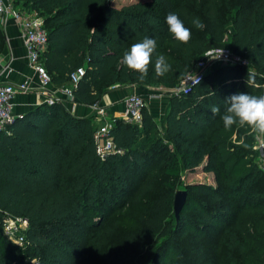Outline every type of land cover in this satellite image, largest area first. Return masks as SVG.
<instances>
[{"label":"trees","instance_id":"trees-1","mask_svg":"<svg viewBox=\"0 0 264 264\" xmlns=\"http://www.w3.org/2000/svg\"><path fill=\"white\" fill-rule=\"evenodd\" d=\"M11 2L42 17L47 43L41 62L51 83L66 84L69 72L84 67L71 92L80 104H94L114 84L148 86L162 80L177 85L208 48L227 47L246 59L247 66L217 65L189 93L170 95L162 127L146 108L139 123L116 119L108 136L118 152L102 156L96 153L92 116L75 117L55 103L39 104L16 117L0 131V264H74L71 259L79 253L81 237L88 239L92 250L101 247L113 230L96 219L103 220L121 206L133 181L153 174L155 165L172 180L136 215L124 238L127 252L113 256L111 264H156L160 258L165 264L201 263L202 234L213 227H222L217 240L227 253L223 264H240L233 253L243 255L244 264H249L244 255L250 243L264 242V214L251 215L260 208L253 190L264 189V171L253 148L254 133L236 125L226 129L221 116L226 101L244 93L245 80L262 82L246 69L264 72V0H248L234 9L227 46L223 43L228 20L220 0ZM170 12L191 30L187 44L169 34L165 18ZM194 20L204 28H196ZM145 37L155 39L157 48L147 77L140 79L121 61L124 52ZM3 38L0 27V50ZM167 46L177 56L167 54L170 69L157 77L155 60L166 55ZM213 107L220 111L213 113ZM198 165L202 172L214 174L215 185H182L185 199L175 219V183L182 171L192 172ZM143 181L148 185L147 179ZM226 209L235 210L231 215ZM6 215L27 220L24 244L5 235ZM244 224H249L250 233L241 229ZM251 263L258 264L254 259ZM89 264L96 263L89 259Z\"/></svg>","mask_w":264,"mask_h":264},{"label":"built area","instance_id":"built-area-1","mask_svg":"<svg viewBox=\"0 0 264 264\" xmlns=\"http://www.w3.org/2000/svg\"><path fill=\"white\" fill-rule=\"evenodd\" d=\"M9 17L15 19L20 26L26 64L31 69L33 76L36 77L38 87L34 88L31 85L29 77H25L18 85L9 82L0 84V131H6V128L18 117L13 113V97L17 92H27L37 89L41 96V104L45 105L73 103L72 89L84 74L83 66L76 67L68 73L66 84H63L58 89L47 90L51 81L49 74L41 62V55L47 43L42 17L35 11L14 8L11 0H0V25H4V22ZM211 64L218 66H247V60L234 54L227 47H215L205 50L202 57L195 63L193 71L186 73L179 80L170 95L189 93L207 73L208 67ZM146 97L150 99L156 96L150 94ZM122 103L124 109L118 117L110 119L100 126H96L93 130V141L96 153L99 156H102L106 152H118V150L114 149L111 138L108 136V131L116 119L129 123H139L141 121L142 109L146 107L145 98L142 95L129 94L123 98ZM97 113H100V110H97ZM254 138L253 148L257 153L258 165L264 171V138L258 139L256 133H254ZM3 220L5 235L18 244H24V232L27 228V220L7 215Z\"/></svg>","mask_w":264,"mask_h":264},{"label":"rangeland","instance_id":"rangeland-1","mask_svg":"<svg viewBox=\"0 0 264 264\" xmlns=\"http://www.w3.org/2000/svg\"><path fill=\"white\" fill-rule=\"evenodd\" d=\"M220 2H224V7H222L220 10L221 12H224L225 17L228 20V24L226 26L227 34L225 35V40L223 43V46H227L229 42V32L231 27L230 18L232 17V12H234V9L236 7H241L242 5L246 4L248 0H225V1L220 0ZM14 8H19V7H14ZM165 53L166 55L164 56L168 64L171 66L170 58L177 56V52L174 49H172L171 46H167ZM167 54H170L171 57ZM201 57L202 55L198 58V60ZM193 69L194 66L190 68L188 72L193 71ZM246 70L256 75L258 78L262 80V82L261 84H254L252 83V81L250 82V80H245L243 85L244 87L243 88L241 87L242 88L241 91H243L244 93L246 91L256 92V96L264 95V72L255 73V71H252L250 68ZM175 85L176 84L174 83L169 84L161 80L153 85L140 86L142 87L141 89L144 91L143 93L146 96L150 94L156 96L153 99L150 98V100L147 97L144 98L146 103V107H145L146 110L157 121L159 127H162V120L167 108V100ZM119 86H124V85H117V84L111 85L108 88H106V92L114 88H117ZM95 119H97L93 122V125L95 127L100 126L102 123L108 122V120L103 118V116H101L99 113H97ZM155 166L156 167L153 174L148 176H142L140 178L137 177L133 181L134 183L131 191L129 192L127 197H123L121 199L122 200L121 203L124 202L123 204H121V206L111 209L103 220H101L100 218L96 219V222H100L101 224L105 223L111 226L113 232L112 235L108 237L107 241L104 244H102L101 247L92 250L90 244L88 243V239L81 237L77 243L78 244L77 251H79V253L74 258L71 259L72 263L89 264V259H91V262H93L94 260L96 264H111L112 261L111 259L113 258V256L122 255L127 252L126 251L127 246L125 245L124 238L126 235H129L130 228L136 222V215L143 209V206L148 202L149 199H151L158 192H162L163 190H165L166 181L172 180L167 176H164V174H162L159 166L157 165ZM146 179L148 180V185H146L147 183H143L144 182L143 180ZM195 182L206 183L214 186L215 185L214 174L210 172H202L201 165L195 167L194 171L192 172H188L187 170H184L181 172L177 180V184L175 183V191L179 190L182 187V185L186 183H195ZM141 186L143 187L141 188ZM253 193L257 194V196L260 198V200H258L260 208H255L251 212V215L254 216V215L264 214V189L262 187H258L253 190ZM241 202L242 200H239L237 203L241 204ZM234 210L235 209H226V212L232 215L233 214L232 212H234ZM239 216L240 215H238L237 218ZM241 229L242 230L244 229V231L248 233L251 232L250 230L251 227L249 226V224H244L243 228ZM221 231H222V227H219L218 229L213 227L203 231L201 242L204 245L205 259L203 262L197 264H223L225 262L227 253L224 251V248L220 245L219 240H217L218 237H220ZM181 246L185 247L186 249L189 248V245L186 243L184 244L183 242ZM263 246H264L263 241L259 243H252V244L250 243L244 255L246 263H249L250 261L249 264H253L251 263V260L254 259L257 261L258 264H264V252L261 253V251L264 250ZM81 247H82V252L80 253ZM255 248H261V249L256 250ZM233 255L237 257L240 264H244L243 255L239 256L236 253H233ZM186 256H188V252L186 253ZM156 264H165V263L160 258V260H157ZM191 264L194 263L191 262Z\"/></svg>","mask_w":264,"mask_h":264},{"label":"crops","instance_id":"crops-1","mask_svg":"<svg viewBox=\"0 0 264 264\" xmlns=\"http://www.w3.org/2000/svg\"><path fill=\"white\" fill-rule=\"evenodd\" d=\"M0 27L4 37V43L0 50V84L9 82L18 85L25 77H29L31 79V85L37 88V79L33 76L31 69L26 64L21 30L17 21L9 17L4 22V25H0ZM215 68H217V65L211 64L207 72ZM61 86V84L50 83L47 90L58 89ZM141 88L136 85L119 86L103 93L101 98L94 104L84 105L74 101L73 103H66L64 106L71 115L78 118L92 116L94 122L97 120L95 119L97 116L96 111L100 110L99 114L106 120H110L118 117L122 113L124 109L122 100L125 96L134 93L146 97ZM38 91L36 89L27 92H17L13 97V113L19 116L41 104L42 100Z\"/></svg>","mask_w":264,"mask_h":264},{"label":"clouds","instance_id":"clouds-1","mask_svg":"<svg viewBox=\"0 0 264 264\" xmlns=\"http://www.w3.org/2000/svg\"><path fill=\"white\" fill-rule=\"evenodd\" d=\"M167 30L171 37L180 44H187L191 39V30L184 25L178 14L170 12L165 18ZM198 29H203V23L194 20L192 22ZM157 41L145 37L140 42L133 43L123 54L121 63L133 73H138L143 79L148 75V66L152 62V56L156 52ZM170 69L165 56L159 54L156 57L154 72L157 77L163 76ZM251 82V81H250ZM228 107L221 116L226 129L233 125L247 127L257 134V138H264V95L256 96L248 93L232 95L227 101ZM213 113L220 111L218 107L211 109Z\"/></svg>","mask_w":264,"mask_h":264},{"label":"water","instance_id":"water-1","mask_svg":"<svg viewBox=\"0 0 264 264\" xmlns=\"http://www.w3.org/2000/svg\"><path fill=\"white\" fill-rule=\"evenodd\" d=\"M185 199V191L184 190H176L173 195L172 200V211L174 218L177 219L178 213L184 203Z\"/></svg>","mask_w":264,"mask_h":264}]
</instances>
